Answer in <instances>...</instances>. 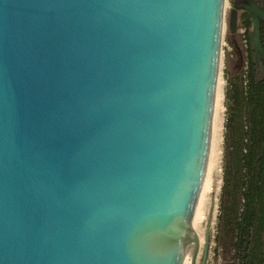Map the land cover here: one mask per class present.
Listing matches in <instances>:
<instances>
[{
  "label": "water",
  "instance_id": "water-1",
  "mask_svg": "<svg viewBox=\"0 0 264 264\" xmlns=\"http://www.w3.org/2000/svg\"><path fill=\"white\" fill-rule=\"evenodd\" d=\"M224 6L0 0V264H196Z\"/></svg>",
  "mask_w": 264,
  "mask_h": 264
},
{
  "label": "trees",
  "instance_id": "trees-1",
  "mask_svg": "<svg viewBox=\"0 0 264 264\" xmlns=\"http://www.w3.org/2000/svg\"><path fill=\"white\" fill-rule=\"evenodd\" d=\"M238 19L245 30L246 58L244 69L229 80L224 94L215 241L227 264H264V81L255 63L251 20L243 12Z\"/></svg>",
  "mask_w": 264,
  "mask_h": 264
},
{
  "label": "bare ground",
  "instance_id": "bare-ground-1",
  "mask_svg": "<svg viewBox=\"0 0 264 264\" xmlns=\"http://www.w3.org/2000/svg\"><path fill=\"white\" fill-rule=\"evenodd\" d=\"M223 123V95L222 85L219 80L218 73L217 82L215 86L213 114L210 127V139L205 165V172L191 224V231L195 233V235L199 239L200 246L199 253L196 259V264H199L200 257L202 254L205 232L208 230L210 233L212 231V228L215 226L216 222V196L219 192L221 185L220 175ZM191 254L192 244L187 246L181 264H190Z\"/></svg>",
  "mask_w": 264,
  "mask_h": 264
},
{
  "label": "rangeland",
  "instance_id": "rangeland-1",
  "mask_svg": "<svg viewBox=\"0 0 264 264\" xmlns=\"http://www.w3.org/2000/svg\"><path fill=\"white\" fill-rule=\"evenodd\" d=\"M235 0H225L224 15H223V31L220 45V64H219V80L222 85V95H223V109H224V119H225V90L228 87L229 80L237 77L241 69H244V62L246 58V40H245V30L240 27L239 15L237 17L236 31L231 34L229 29V18L232 3ZM224 125V123H223ZM224 130V126H223ZM222 161H223V133H222V156H221V175H220V189L216 196V222L212 231L209 233V249L207 254V260L205 264H227V256L221 249L216 250V235H217V214H218V200L221 192L222 186Z\"/></svg>",
  "mask_w": 264,
  "mask_h": 264
}]
</instances>
